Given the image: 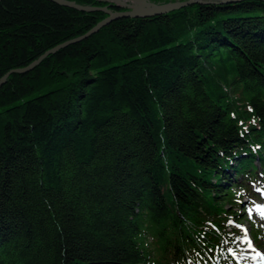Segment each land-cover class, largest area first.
Returning a JSON list of instances; mask_svg holds the SVG:
<instances>
[{"label":"trees","instance_id":"1","mask_svg":"<svg viewBox=\"0 0 264 264\" xmlns=\"http://www.w3.org/2000/svg\"><path fill=\"white\" fill-rule=\"evenodd\" d=\"M107 16L0 1V264H264V1Z\"/></svg>","mask_w":264,"mask_h":264},{"label":"water","instance_id":"2","mask_svg":"<svg viewBox=\"0 0 264 264\" xmlns=\"http://www.w3.org/2000/svg\"><path fill=\"white\" fill-rule=\"evenodd\" d=\"M2 1V0H0ZM53 1L59 5L67 6L74 8L79 11H102L105 12L108 16L106 19L101 21L98 25H96L93 29H91L88 33L85 35L76 38L74 40H71L64 45H67L69 43H77L82 40L87 39L91 35L97 33L101 27L108 25L109 23L121 19V18H138V17H147V16H152L156 14H160L163 12H170V11H175L193 4H202V3H207V2H234V1H240V0H186V1H176V2H169L165 4H156L154 2H151V0H140L143 1L145 4L140 5L141 3L139 0H100V1H109L117 4L118 6L122 7H128L131 10H122V11H112L111 9L107 7H102V6H85V5H80L76 3L75 1H70V0H49ZM264 1V0H261ZM63 46V45H62ZM24 72H28L31 70V67H27L23 69ZM13 73V71L8 72L4 78L1 79L0 81V86L4 82L5 78Z\"/></svg>","mask_w":264,"mask_h":264},{"label":"rangeland","instance_id":"3","mask_svg":"<svg viewBox=\"0 0 264 264\" xmlns=\"http://www.w3.org/2000/svg\"><path fill=\"white\" fill-rule=\"evenodd\" d=\"M160 1V0H159ZM162 1V0H161ZM178 0H169L168 2H161L151 0V2H154L156 4H165L169 2H176ZM180 1H186V0H180ZM128 8V7H127ZM127 10H131L128 8ZM260 186L254 184L250 185L249 191L245 192L243 202L246 203L245 210L247 211L246 218L240 222L241 229H245V231L249 232L252 229V225L257 226L261 229V236L262 240L260 243L253 241L252 237L250 238L251 246H247V238L243 235L239 237V244L244 248L243 251L247 252L249 254H252V250H255L258 252V254L252 256L253 259H260L264 257V188H258ZM240 211L244 213V209L240 208ZM236 258L243 262V258L241 256H236ZM258 264V260L253 263Z\"/></svg>","mask_w":264,"mask_h":264},{"label":"bare ground","instance_id":"4","mask_svg":"<svg viewBox=\"0 0 264 264\" xmlns=\"http://www.w3.org/2000/svg\"><path fill=\"white\" fill-rule=\"evenodd\" d=\"M137 3H141V4H140L141 6L145 4L143 1H140V0H139V2H137ZM126 8H127V7H126ZM263 200H264V198H263Z\"/></svg>","mask_w":264,"mask_h":264}]
</instances>
